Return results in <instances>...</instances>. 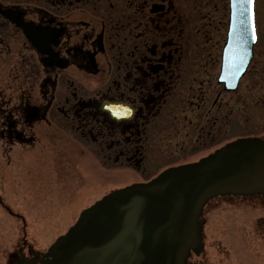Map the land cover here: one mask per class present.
<instances>
[{"label":"flooded vegetation","instance_id":"flooded-vegetation-1","mask_svg":"<svg viewBox=\"0 0 264 264\" xmlns=\"http://www.w3.org/2000/svg\"><path fill=\"white\" fill-rule=\"evenodd\" d=\"M230 21L231 0H0V142L73 137L111 192L213 154L220 89L234 95L254 59L237 89L219 83ZM258 232L248 240L264 260ZM201 240L188 264L236 262L224 239Z\"/></svg>","mask_w":264,"mask_h":264},{"label":"water","instance_id":"water-1","mask_svg":"<svg viewBox=\"0 0 264 264\" xmlns=\"http://www.w3.org/2000/svg\"><path fill=\"white\" fill-rule=\"evenodd\" d=\"M35 33L16 16L12 19ZM253 0H231L228 42L219 78L228 90L254 58ZM264 195V140L234 141L198 162L116 190L84 209L40 264H187L202 246L200 216L218 195ZM21 264H37L23 259Z\"/></svg>","mask_w":264,"mask_h":264},{"label":"rangeland","instance_id":"rangeland-1","mask_svg":"<svg viewBox=\"0 0 264 264\" xmlns=\"http://www.w3.org/2000/svg\"><path fill=\"white\" fill-rule=\"evenodd\" d=\"M253 20L256 44L248 77L232 96L219 88V148L239 138H264V0H254ZM37 128L47 131L43 123ZM45 133L25 150L0 142V264H18L19 251L27 258L46 252L84 209L113 190L112 182L97 178L104 166L81 142L67 136L55 146ZM202 222L205 239H224L234 248L233 264H264L263 252L251 250L254 242L248 240L256 229L264 235V196H217L204 208Z\"/></svg>","mask_w":264,"mask_h":264},{"label":"snow or ice","instance_id":"snow-or-ice-1","mask_svg":"<svg viewBox=\"0 0 264 264\" xmlns=\"http://www.w3.org/2000/svg\"><path fill=\"white\" fill-rule=\"evenodd\" d=\"M235 2H237V0H234V3H235ZM241 2H242V0H241ZM247 2H248V3H251L252 0H247Z\"/></svg>","mask_w":264,"mask_h":264}]
</instances>
